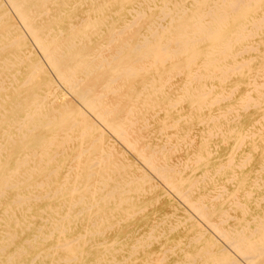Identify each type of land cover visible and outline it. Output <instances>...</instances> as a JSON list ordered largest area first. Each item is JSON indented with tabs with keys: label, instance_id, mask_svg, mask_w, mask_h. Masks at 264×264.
I'll return each instance as SVG.
<instances>
[{
	"label": "bare ground",
	"instance_id": "6f19581e",
	"mask_svg": "<svg viewBox=\"0 0 264 264\" xmlns=\"http://www.w3.org/2000/svg\"><path fill=\"white\" fill-rule=\"evenodd\" d=\"M155 1L137 0V3L139 5L142 2L147 4L154 2L153 4L156 5ZM158 1L161 3L158 10L159 17L157 16L160 20L152 19L154 22L148 26L145 25L147 30L141 32L140 28H132L128 22H123L124 25H117V19L124 18L126 9L124 5H119L117 9V3H129L133 0H0V215L1 217L4 215L7 222L26 224L14 217L12 212L16 208L26 209L30 202L36 205L44 202V206L39 209L38 213L39 226L35 227L37 231H34L31 236H25L13 242L17 235L16 232L6 230L0 233V264H14L16 258H22L25 255L28 262L34 261L33 264H39L35 260L43 256L53 257L56 264H59L60 261L67 264L74 262L77 255L75 253L70 255L68 251L73 250L71 247L78 236H67L63 238V241H60L62 234L69 228V225L66 224H71L73 219L84 215L87 226L92 229L99 226L100 220L108 217V214H112L113 208H117L119 211L124 210L133 193H138L139 190L145 191L146 189L142 187L143 184H147L146 188L149 190L160 186L161 191L158 195L155 194V198L161 197L159 210L164 214H169L164 211L166 207L182 210L186 214L185 219L188 220V225L194 228L192 233L186 236L187 246L195 247L194 250L191 252L180 247V253L175 251L169 261L160 264H264V214L255 212L252 216L255 219L253 227L239 228L238 225L242 224L240 221L237 226H235L236 224L227 226V223L226 226H220L218 222L210 218L207 205L204 202L190 199L188 195L182 193L183 191L181 192L180 181H175L172 176L177 170L173 164H157L156 159L161 145L149 148V142L154 137L153 129L147 128L150 126L147 124L149 106L151 105L152 108L159 98H170L169 91H162L158 84L160 77L162 78L161 75L166 72L165 68L148 70L153 61L161 60L163 62V60L170 59L169 65H175L179 63L180 59L172 60V58L185 51L195 39L205 43V41L214 38L212 44L207 47L209 56L205 60L201 59L205 61V66L211 69L209 74L212 73V70L214 72V69L218 70L224 58L235 57L242 47L247 46L242 45L241 49L230 50L234 43L252 32L248 29L245 32V27L255 24L257 19L255 21L254 13L260 8L263 0ZM111 6L115 9L112 10ZM132 9L135 11V14L131 15L134 18L141 19L146 16V12L139 9L134 10L132 6L128 7L127 11L131 12ZM257 27L255 28L257 29ZM250 46L252 47L251 44ZM199 51L201 50L199 49ZM202 51L201 53H203ZM262 51L260 50V52ZM196 52V47H193L191 49L192 58L197 55ZM182 56L184 55L182 54ZM150 58L153 61L149 65ZM159 65H161L160 62ZM201 72L199 73L201 74ZM193 77L196 76L193 75ZM164 78L166 79V77ZM251 86H255V84ZM189 90L190 88L187 89V91ZM204 91L196 94L195 91L188 93L191 97H197L202 103L206 95L203 94ZM175 95L177 94L175 93ZM242 99L244 100V98ZM144 104L150 105L143 109ZM241 108L242 106L239 109ZM243 109L245 108L243 107ZM187 116L189 118L188 114ZM208 122L210 123V121ZM224 123L226 122L224 121ZM222 128L224 129V126ZM207 131L209 130L207 129ZM197 138L200 139L199 136ZM240 146L242 147V145ZM200 150L203 151L201 148ZM190 157L192 156L190 155ZM159 160L161 159L159 158ZM145 164L150 166L147 167ZM262 166H264L263 163ZM184 167L186 166L184 165ZM219 167L222 168V166ZM77 169V173L80 175L71 178V172ZM200 172L203 171L200 170ZM241 177L240 175V180ZM194 180L196 181V179ZM194 180L192 179L191 182L194 183ZM192 183L188 185L191 186ZM235 184L238 183L235 182ZM170 187L175 189L174 193L176 191L182 193L181 196L179 195L180 199L171 194ZM204 200L206 201V199ZM259 200L261 199L259 198ZM98 205L103 206L102 214L92 210ZM227 206L226 208H228ZM129 209L131 210V208ZM260 210L264 213V205L260 206ZM214 211L216 212V209ZM124 212L126 214V211ZM135 213L133 212V214ZM238 213L240 214V212ZM36 216L34 218H37ZM110 216L113 217V215ZM115 216L117 217V215ZM230 217L234 216L230 215ZM34 218L30 217V219ZM30 224L33 222L31 221ZM6 225L8 226L5 224V227ZM168 225L170 224L168 223ZM43 226L48 227V232L43 229ZM5 227H0V232ZM92 229H90L91 233L94 232ZM135 231L140 233V228L137 227ZM53 232L58 234V236L56 235L58 240H56V244L53 242L54 245L48 247L53 250L48 249L42 252L38 249L34 252V249L39 248L42 243L41 240L47 237L46 234ZM10 243L13 248L7 252L6 248ZM131 252L133 251L131 250ZM53 253L56 255L52 256ZM147 259H149L148 255L144 260L145 263H147ZM117 263L118 261L115 260L111 264Z\"/></svg>",
	"mask_w": 264,
	"mask_h": 264
},
{
	"label": "rangeland",
	"instance_id": "374dc122",
	"mask_svg": "<svg viewBox=\"0 0 264 264\" xmlns=\"http://www.w3.org/2000/svg\"><path fill=\"white\" fill-rule=\"evenodd\" d=\"M157 1L158 0L155 1L156 5L153 4L154 2H151L149 4H147L146 2L145 3L142 2L141 4L138 5L137 0H133V2H129V3H122V4L117 3V9L119 8V5H124V7L126 8L125 11L123 9V11L125 13L124 18H120L119 20L117 19V25L118 26L124 25L123 22H128L131 24L132 28L138 27V28H140L141 32H145L147 30L146 26L153 23L154 21L160 20L157 18V16H158V10H159V7L161 6V3L159 1L158 2ZM135 5H137L138 7ZM130 6L134 7V10L139 9V10L146 12L147 17L145 16L141 19L134 18V16H131V15H134L135 11H133V9H132L133 12L127 11V8ZM263 6H264V0H263V3L261 4L260 8H258L256 10V12L254 13L255 21L257 19L255 24L251 25V26L248 25V27H245L246 28L245 32L247 31V29L252 31L250 33V35H248V36L246 35L245 36L246 38L244 37L240 41L234 43L233 46L230 48V50L234 51L237 49H241L242 45L243 46L247 45V46L245 48L242 47V50L238 51V53L236 54L235 57L224 58L221 61L220 68L218 70L214 69V72L212 70V73H210V74H209V71H211V69L209 67L205 66L204 60L206 57L209 56L207 53V47L210 44H212V42L214 41V38H211V40L205 41V43H207V44H205L204 42L201 43L197 39H195L193 44H191V45L189 44L188 48L185 51L181 52L176 57L172 58V60L180 59L181 61H183V62H181L179 60V63H177L175 65H169V62L171 61L170 59L169 60H163V62H161V60L153 61L151 58L148 60L149 65L151 64V61H153V63L150 65L148 70H151L154 68H157V69L158 68H165L164 70H166V72H165L166 74L164 73L163 75H161L162 78L160 77V79H159L160 81L158 82V84L161 87L160 89L162 91H169V97H170L169 99L159 98L158 102L155 104L157 106L154 105L152 108L150 107L151 106L150 104H147L148 106L150 105L149 108L146 104L143 105V109L148 108L147 109V118H148L147 124H150V126L147 128L153 129L152 134H153L154 138H152L150 140L149 148L153 147V146H160L161 145L160 146L161 149L158 152L157 159H156L157 164H159V165H172L173 164L174 167H176L175 170L177 169L176 170L177 173L175 172L172 176H174L175 181H177V182L180 181L179 185H180L181 192L183 191L182 193L188 195L190 197V199H193V200H196L199 202H204V204L207 205V210L209 211L210 218L213 219L214 221L218 222V224L220 226H226V223H227V226L229 224H232V225L236 224L235 226H237L239 223L238 221H240V223H242V224L238 225L239 228H242L243 226L253 227L255 225V221H254L255 219L252 216L255 214V212H259L261 214H264L260 210V206L264 205V172H263L264 166H262V163L264 164V124H263L264 123V113H263L264 112V80H263L264 79V18H263L264 17L263 16L264 15V7ZM111 9L114 10L115 7L111 6ZM259 9H261V10H259ZM128 14H130V15H128ZM256 14L258 17L256 16ZM124 19H126V20H124ZM261 20H262V22H261ZM136 21H137V24H136ZM132 23H133V25H132ZM261 23H262V25H261ZM256 24L258 27L256 26ZM255 27H257V29ZM260 30H263V31H260ZM256 32L259 34H255ZM260 38L261 39L263 38V39L261 40ZM247 40H248V42H247ZM250 44L252 45V47L250 46ZM202 45H203V47H202ZM193 47H196V50H197V52H196L197 55L194 58L191 57V55H192L191 49ZM199 49L201 51L203 50L202 51L203 53H201V51H199ZM262 49H263V51H262ZM260 50L262 52H260ZM261 53L263 54V56ZM182 54L184 56H182ZM249 54L250 55L252 54V55L250 56ZM257 55H259V56H257ZM201 58H203L204 60ZM255 58H256V60H255ZM238 60H240V61H238ZM159 62L163 66L159 65ZM201 64H202V66H201ZM183 66H184V68H183ZM203 66L205 69L203 68ZM242 66H244V67H242ZM181 67H182V69H181ZM225 68H226V70H224ZM227 71L232 72V73L229 74V72L227 73ZM199 72H201V74ZM205 72H207V73H205ZM203 73H205V74H203ZM193 75H195L196 77H193ZM251 75H254V76H251ZM184 76H186L187 78ZM164 77H166L167 80ZM224 77H225V79H224ZM204 78H205V80H204ZM260 78H262V79H260ZM206 79H208V80H206ZM223 79H224V82H223ZM186 81H187V83H186ZM261 81H262V83H261ZM188 82L191 84H189ZM232 82H234V83H232ZM184 83H186V84H184ZM234 84H235V86H234ZM254 84H255V86H251ZM210 85H212V86H210ZM232 85H233V87H232ZM179 87H180V90H179ZM230 87H232L231 90H230ZM260 87H262V88H260ZM174 88H175V90H174ZM188 88H190L189 91H187ZM252 89H255V91H252ZM204 90H206V91H204ZM244 90H245V92H244ZM193 91H195V94L204 91L203 94L204 95L206 94L205 95L206 97L204 96V98H203L204 100L202 101V103H201V100L197 99V97H191L189 95L188 92L193 93ZM254 92H255V94H253ZM175 93L177 95H175ZM228 93H229L230 98L228 96ZM246 93H247V95H246ZM259 93H261L263 95H260ZM218 94H219V96H218ZM208 95H209V97H208ZM176 96H177V98H176ZM248 96L250 98L247 99L246 97H248ZM175 98L178 100H176ZM242 98H244V100L245 99L246 100L244 101ZM195 99L197 101H200V102H197ZM249 99L251 100V102L253 101L252 104H251ZM167 100L168 101L173 100V101L168 102ZM256 100H258V101H256ZM229 102H232V103H229ZM248 102H250V103H248ZM239 103H242V104H239ZM190 104L192 105L191 107H190ZM209 106H210V108H209ZM241 106H242V108L239 109ZM192 107H194V108H192ZM197 107H199V108H197ZM243 107L245 109H243ZM224 108H225V110H224ZM187 110H189V111H187ZM207 110H209V111L207 112ZM225 111H227V112H225ZM200 112H202V113H200ZM187 114L189 115V118H188ZM216 114H218V115H216ZM221 114L222 115L224 114V115L222 116ZM239 116H241V117H239ZM195 117L197 118V120ZM219 117H220V119H219ZM183 119H185L186 121ZM188 119L189 120L191 119L190 120L191 122ZM216 120H218V121H216ZM234 120H235V124H234ZM252 120H253V122H252ZM208 121H210L212 126L210 125V123ZM214 121H216V122H214ZM224 121L227 124L224 123ZM220 124H221V126H220ZM251 124L253 125V127ZM226 125H227V127H226ZM229 125H231V126H229ZM223 126H224V129L222 128ZM233 126H236V127H233ZM160 127H162V128H160ZM230 127H232V128H230ZM246 127L248 130L246 129ZM185 129H186V131H185ZM207 129L209 131H207ZM228 130H229V132H228ZM243 130H245V131L243 132ZM255 130H257V131H255ZM181 131H183V132L181 133ZM227 132H228V134H227ZM158 136H160V137H158ZM183 136H184V138H183ZM198 136L200 137V139L197 138ZM221 137H223V138L221 139ZM224 137H226V138H224ZM237 137H238V139H237ZM159 140H162V141H159ZM225 140H227V141H225ZM233 143H234V145H233ZM253 143H255V145H253ZM163 144H164V146H163ZM175 145H176V147H175ZM240 145H242V147ZM183 146H185L186 148ZM232 146H233V148H232ZM162 147L165 149H163ZM168 147L170 150L168 149ZM200 148L203 151H201ZM235 148H237V149H235ZM231 149H232V151H231ZM170 151H171V153H170ZM230 151H231V153H230ZM234 153H236V154H234ZM193 154H194V156H193ZM244 154L245 155L249 154L247 156L249 158H247ZM134 155L138 156L135 153H134ZM190 155L193 158L190 157ZM196 156L197 157L202 156L203 158L198 159ZM228 156L229 157L232 156V157H230L231 159ZM159 158L161 160H159ZM169 158H170V160H169ZM232 158H233V160H232ZM117 160H119V159L117 158ZM139 160L142 161L141 159H139ZM163 160H164V162H163ZM195 160H196V162H194ZM185 161H186V163H184ZM239 161H242V162H239ZM120 162H118V163H120ZM203 163H205V164H203ZM243 164H245V165H243ZM184 165L186 167H184ZM196 165H197V167H196ZM146 166L148 167L150 165L147 164ZM208 166H210V167H208ZM219 166H222V168ZM203 169H205V170H203ZM225 169H227V170H225ZM200 170L203 172H200ZM77 171H78V169L72 171L70 177L72 178L73 176L80 175L77 173ZM252 171H254V172H252ZM202 173L203 174L206 173V174L203 175ZM232 174H233V176H232ZM254 174H256V175L254 176ZM240 175L242 176L241 177L242 181L240 180ZM189 176L191 179L189 178ZM208 176H210V177H208ZM208 178H209V181H208ZM259 178L262 180L260 181ZM187 179H188V181H187ZM192 179L193 180L196 179V181L194 180V183H192L191 182ZM198 179H199V181H197ZM214 179H216V180H214ZM227 179H232V180H227ZM214 182H215V185H214ZM235 182L238 184H235ZM239 182H240V184H239ZM190 183H192L191 186L188 185ZM202 185H204V186L201 187ZM184 186H185V188H184ZM254 186H257V187L255 188ZM142 187H144L146 190L145 191L139 190L138 193L135 192L136 194L133 193L132 198L127 201V205H126V208L124 210L119 211L117 208H113L111 210L112 214H108V217H104L106 222L104 219L100 220L101 222H100L99 226L94 227L93 229L91 227L87 226V222L84 218V215H83V217L79 216L76 219H73L71 224H68V223L66 224L67 226L69 225V228L63 233L64 235L62 234V238L60 241H63V238L67 237V236H69V237L78 236L77 239L74 241L72 247H71L73 250L68 251V254H70V255H72L73 253H75L77 255L75 261L70 263V264H111L115 260L118 261L117 264H120V263L121 264H160V263H166L167 261H169V259L174 256L175 251H178V253H180L181 252L180 247H183L184 249H187L188 251H191V252L194 250L195 247L192 248L191 246H187V240L188 239L186 236L191 234L192 231L194 230V228L190 227L188 225V220L185 219L186 214L182 210H174L172 207H166L164 210V211H167L169 214L162 213L163 211H160L158 208L159 207V201H160L161 197L157 196L158 198L157 197L155 198V196L158 195L159 192L161 191L160 186L155 187L154 189L152 188L151 190L146 188L147 184H143ZM170 189H171V187H170ZM228 189H229V191H228ZM250 189H251V191H250ZM174 190L175 189H173V188L171 189V192H172L171 194H173L176 197L178 196V198H179L181 196L180 194H182V193H178L177 191L174 193ZM220 192H222L221 195H219ZM201 194H202V197H201ZM254 195L255 196L257 195V196L255 197ZM260 195H261V197H260ZM239 196H240V198H239ZM258 196L261 200H259ZM220 197H222V198H220ZM225 197H228V198L226 199ZM243 197H244V199H243ZM204 199H206V201ZM181 200H183V198H181ZM221 201H224V202H221ZM183 202H184V200H183ZM255 203H257V204H255ZM43 204H44V202H40V203H38V205L34 204L33 202L32 203L30 202L28 205L29 207H27L26 209L16 208V210H14L12 212L14 214V217H17V219L19 221L22 220V221L26 222V224L24 223V224L20 225V224H17L14 222V224H15L14 225L13 221L7 222L5 219V216L2 215V217H3L2 218L0 215V217H1L0 218V227L4 228L5 224H8V226L6 225L5 229H3L0 233H3L6 230L16 232L17 237L15 236V238L13 239V242H16L17 240H19L20 238H23L25 236H31L34 231L35 232L37 231L35 227L39 226L38 223L40 222V218H39L38 213H39V209L44 206ZM234 204H235V206H234ZM108 205H110V203H108ZM148 205H149V207H148ZM226 206L228 208H226ZM217 207H218V210H217ZM129 208H131V210ZM210 208H211V211H210ZM212 208H214V209H212ZM102 209H103V206L98 205V206H95L92 210L95 213L102 214L103 213ZM215 209H216L217 213L214 211ZM242 209H244V210H242ZM29 210H30V212H29ZM225 210H226V212H225ZM124 211H126V214ZM132 211L134 213L135 212H137V213L133 214ZM238 212H240V214L242 216ZM12 213H11V215H12ZM248 213H249V215H248ZM216 214L219 216H217ZM226 214H227V216H226ZM24 215H25V218H24ZM110 215H113V217ZM115 215H117V217ZM168 215H169V217H168ZM224 215H225V217H223ZM230 215L234 216L235 218L230 217ZM35 216L37 218H34ZM130 216H131V218H130ZM30 217H32L34 219H30ZM4 219H5V221H4ZM177 219L179 220V222ZM182 220H184V221H182ZM252 220H253V222H252ZM31 221L33 222V224H30ZM173 221H174V223H173ZM219 221H220V223H219ZM236 221H237V223H236ZM166 223H167V225H166ZM168 223L170 225H168ZM28 224H30V225H28ZM26 225H28V226H26ZM73 227H74V229H73ZM137 227L140 228V233L135 231V229ZM21 228H22V230H21ZM243 228H245V227H243ZM43 229H45V231L48 232L47 226H43ZM90 229L94 230V232L91 233ZM146 231H148V232H146ZM18 232H20V233H18ZM159 232H161V233L159 234ZM147 233H148V235H146ZM46 235H47V237L45 238L46 240L45 239L41 240L42 243H44V242L45 243L44 244L41 243L40 244L41 247L39 245V248L36 247L34 249V252H36L38 249L42 250V252L44 250H48V249L53 250V248H48V247L53 246L54 243L56 244V242L58 241L57 240L58 234L53 232V233H48ZM155 235H156V237H155ZM160 235H162V236H160ZM158 237H159V239H158ZM144 239H145V241H144ZM179 240H180V242H179ZM45 246H46V248H45ZM118 247H119V249H118ZM12 248H13V245L10 243V245L6 248V251L8 252L9 249H12ZM131 250L133 252H131ZM80 251H81V253H80ZM167 251H169V252H167ZM63 254L64 253L62 252V255ZM55 255L56 254L53 253L52 256H55ZM147 255L149 256V259H147L148 261H147V263H145L144 260H145ZM111 256H113V257H111ZM122 256L125 258H123ZM26 258H27L26 255L22 258H16L14 260V264H26V263L27 264H33L34 261L28 262V259H26ZM35 262L39 263V264H41V263H43V264H51V263L56 264L57 263V262L55 263V261H53V257H49V256L48 257H46V256L45 257L44 256L38 257L35 260ZM58 263L59 264H67L64 261H60Z\"/></svg>",
	"mask_w": 264,
	"mask_h": 264
}]
</instances>
